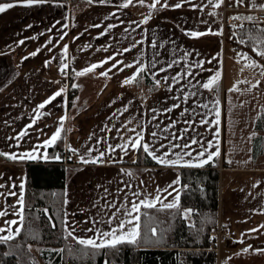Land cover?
Listing matches in <instances>:
<instances>
[{
	"label": "crops",
	"instance_id": "1",
	"mask_svg": "<svg viewBox=\"0 0 264 264\" xmlns=\"http://www.w3.org/2000/svg\"><path fill=\"white\" fill-rule=\"evenodd\" d=\"M137 1L132 0L123 8L120 5L128 0H107L106 3H99V0H14L0 3L13 5L0 12V76L3 75L4 80L11 78L0 89V152L32 151L62 124L64 148L74 154L73 163L65 165L63 225L68 236L74 229L70 237L77 241L74 237L95 238L100 231L115 227V219L109 222L115 207H120L123 212L125 206L130 209L132 203L152 200L156 195L163 203H169L180 194L179 169L186 168L183 161L176 166H166L147 154L152 163H126L136 158L138 148L131 147L132 141L142 137V143H148L150 150L158 156L167 152L168 159H175L174 153L186 152L195 157L207 149L206 158L208 152L218 149L217 220L227 230L228 247L238 248L236 253L239 255L234 253L229 257L228 264H237L235 260L241 253L254 254L256 250H264V138L263 129L257 128L264 112V96L255 98V120L249 125L251 127L245 128L242 118L246 108L242 104L249 102L248 83L243 86L240 81L235 83L236 87L231 83L227 86V73L231 76L232 69L242 64L253 76L251 92L259 89L258 79L264 78L259 65H264V57L257 55L251 47L261 50L257 41L264 40L261 31L264 29L260 30L261 37L245 49L246 30L252 34L256 30L245 24L224 26L223 16L229 13L223 12L225 0L222 3L212 0L211 4L209 0H159L158 3L149 0L145 5ZM229 2L240 10L239 17L244 15L245 8L264 5V0H245L241 4L236 0ZM153 3L154 9L150 7ZM177 3L181 7L176 8ZM227 27L230 36L225 35ZM188 32L209 34L192 37L187 35ZM241 40H245L244 43ZM227 43L231 44L229 50H226ZM125 48L131 51L123 52ZM33 52L37 54L31 55ZM109 56L114 59L93 70L100 75L112 69L107 77L100 78L105 82L94 99L84 108L69 113L66 87L61 78L66 74V68L61 71L63 65L71 67L77 74ZM227 58L230 59L229 66ZM253 60L256 67L249 66ZM116 61L133 67L120 71L123 64L112 68ZM137 61L144 66L149 80L143 83L138 79L134 86L131 83L122 86L125 78L136 71ZM169 64L172 66L168 67ZM161 68L165 71H160ZM213 77L215 84L204 88L202 85ZM157 80L159 84H156ZM61 89L60 96L44 108H38ZM233 94H240L242 109L239 111L232 110ZM169 108L172 110L167 111ZM232 116L239 117L234 124ZM61 117H64L62 122ZM201 120L207 123H201ZM21 132L27 134L20 137ZM192 140L199 144H192ZM184 143L189 147L169 148V144ZM117 145H123L124 150ZM47 148H37V158L31 160L14 161L0 156V210L8 212L0 217V228L5 229L0 236L8 235V229L15 232L20 228L23 203L18 201L21 198L23 201L24 165L28 161L47 160L43 158ZM242 151L243 163L235 164L233 157ZM101 152L104 153L101 161L81 162V156L92 160ZM188 159L187 155L183 156L184 161ZM176 180L179 183L173 184ZM157 189H160L159 193ZM156 207L161 204L157 203ZM186 209L189 208H184L182 215L190 225L193 218L189 213L191 221L186 219ZM135 215L137 213H133ZM9 220H16L17 224L8 225L6 221ZM254 220L256 231H250L252 229L246 228L247 223ZM92 228L97 231H88ZM260 253L263 256L259 260L264 262V251Z\"/></svg>",
	"mask_w": 264,
	"mask_h": 264
},
{
	"label": "trees",
	"instance_id": "2",
	"mask_svg": "<svg viewBox=\"0 0 264 264\" xmlns=\"http://www.w3.org/2000/svg\"><path fill=\"white\" fill-rule=\"evenodd\" d=\"M6 1L14 0L0 3ZM64 72L66 80L62 84L66 87L67 108L74 113L94 99L105 82L100 79L104 76L95 71L77 75L69 66ZM10 79L3 80L0 89ZM138 79L146 83L148 74L144 71ZM257 128L263 129L264 138V112ZM63 148L64 131L47 148V160L28 161L24 165L23 221L19 235L0 241V264H217L216 253L208 249L211 245L208 232L218 219V156L202 167L179 169L178 208L141 207V235L135 244L125 242L116 247L92 249L78 244L64 231L67 168L56 158ZM131 162L152 163L141 148L135 160L126 163ZM184 208L192 210L190 225L182 215ZM151 229L156 230L155 234ZM33 244L42 247L39 256L31 250Z\"/></svg>",
	"mask_w": 264,
	"mask_h": 264
},
{
	"label": "snow or ice",
	"instance_id": "3",
	"mask_svg": "<svg viewBox=\"0 0 264 264\" xmlns=\"http://www.w3.org/2000/svg\"><path fill=\"white\" fill-rule=\"evenodd\" d=\"M89 2H91V0H89ZM107 0H99V3H106ZM144 0H140V3L143 4ZM159 0H156V3H158ZM223 2V0H221V3ZM236 2L238 4L244 3L245 0H236ZM132 3V0H128V3L125 4H121L120 7H128L130 4ZM209 3H212V0H209ZM12 4H2L0 5V12H3L6 8L12 7ZM155 3H153L152 5H150L151 8H155ZM165 7L167 6L166 4L164 5ZM217 7H219V4L216 5ZM254 7L256 5H253ZM176 8L181 7V4L177 3L175 5ZM260 7H264V5H261ZM246 19L252 20L253 17H246ZM145 23L147 22V18L144 21ZM109 27H114V25H110ZM262 32H264V30H261ZM209 33H201V32H188L187 35L192 36V37H199V36H203ZM61 39H63V37H61ZM21 43H23V41H21ZM241 43H244L243 40H241ZM258 44H260L261 50H257L256 48H253V51L256 52L257 55L264 57V40H258L257 41ZM155 43L153 42V47H155ZM133 47H135V44L133 45ZM65 52L67 51V45L64 46ZM39 51V49H37V52ZM131 51L130 48H125L123 49V52H129ZM36 52L31 53V55H36ZM245 57L247 56V54H243ZM24 59H27V57H25ZM114 57L109 56L107 57L105 60L100 61L99 64H92L90 67H86L83 71L78 72L77 75H84L85 73L88 72H92L94 69L102 66L105 63H108V61L113 60ZM47 63V62H46ZM137 63V67H136V71L133 73V75L131 77H127L125 78V80L122 82V86L123 85H127L130 84L134 81H136L139 77V75L141 73H143L145 71V68L142 64H140L139 61L136 62ZM117 64H123V67L120 68V71H123L124 68H132L133 65L132 64H126L123 63L122 61H116V63H114L112 65V68H116ZM172 65L169 64L168 67H171ZM252 67H256L257 64L256 62L253 60L252 64L249 65ZM67 65L64 64L63 67L61 68V71H63V68H66ZM154 67V65H153ZM259 67H261V74L264 75V65H259ZM111 68L108 69L105 72H101L100 75L101 76H108V73L111 72ZM160 71H165L164 68H161ZM217 76H219V73H217ZM165 79L167 80L168 77H165ZM173 80H175V77L172 78ZM216 82V78L213 77L212 79H210L208 81V83L203 84L202 86L204 88H210L212 85H214ZM160 81L157 80L156 84H159ZM259 83V82H257ZM73 87H77V85H73ZM63 92V89L57 91L52 97H49L48 100H45L43 103H41L40 105H38V108H44L46 104L50 103L51 101L55 100V98L57 96H60L61 93ZM173 107H179V105H173ZM204 107H207V105H204ZM127 109H125L126 111ZM172 109L169 108L167 109V111H171ZM217 115H219V113H217ZM36 119H39V116L36 117ZM61 122L64 120V117H61ZM33 123H35V120H33ZM201 123H207L206 121L201 120ZM218 123V121H217ZM29 127H31V125H29ZM61 130H62V124L61 127H57L56 131L51 135L50 138L46 139L42 145L37 146V148L39 147H44L47 148V146L54 144L60 137H61ZM134 131V130H133ZM26 132H21L20 133V137H23L24 135H26ZM139 135V134H138ZM153 136H155V133H152ZM142 137H139V139L132 141L131 143V147L132 148H141L145 153H147L148 155H150L152 157V159L156 160L158 163L162 164V165H166V166H176L178 165L181 161H183V166L186 167H202L204 164L209 163L210 161L213 160V158L215 156L219 155V150L217 149L215 152H208L207 157L204 158L205 152L207 151V149H204L200 152H198L196 154L195 157L192 156L191 152H186V153H174L173 155H175V159H168V153L165 152L163 155H157L156 152L154 150H150V145L148 143H142ZM192 144H199V141L197 140H192L191 141ZM210 146V145H209ZM117 147H120L122 150H124V146L123 145H117ZM161 147H163V145H161ZM188 148L189 144L188 143H184L182 145H172L169 144V148ZM37 148H34L32 151L29 152H23V153H7V152H0V156H4L7 159H11V160H26V159H36L37 158ZM72 151H76L75 149H72ZM187 155L189 157L188 160L184 161L183 160V156ZM104 156V153L101 152L99 154L98 157H96L95 159L89 160V159H85L84 156H81V162L83 163H96L98 161H101V158ZM43 158H47L46 153L43 154ZM57 159L59 157H56ZM179 183V180H176L173 182V184ZM2 187V186H0ZM23 187V185H21V188ZM169 187H171V185H169ZM160 189H157V192L159 193ZM164 191H167V189H164ZM173 191H175V189H173ZM14 194V193H12ZM169 195H171V193H168ZM18 203L22 204V198L21 200L18 201ZM157 203L161 204V207L163 209H173V208H178L179 207V195L177 194L176 197L173 199L172 202L169 203H163L161 201V198L159 195H156L152 200H140L138 203H132L131 204V208H127L126 206L124 207L123 212H121V208L120 207H115L114 205H109L108 207H115V211L112 213V216L109 219V222H112V219H115L116 222V226L111 228L109 231H100L98 236L95 238L89 237V238H80V237H74L78 244L85 246L86 248H92V249H102V248H106V247H116L117 245L121 244V243H132L135 244L137 242V239L140 237L141 232H140V220H141V216L138 214L140 212L141 207H147V208H154L156 207ZM191 209H186L184 210L185 212V216H187L189 213H191ZM133 213H137V215L133 216ZM8 215V212L6 210H0V217L6 216ZM125 217V218H121V217ZM23 221V216L22 214L20 215V222L22 223ZM6 223L8 225H14L17 224L16 220H9L6 221ZM65 227H70L69 225H65ZM262 227H264V225H262ZM5 229L4 228H0V232H4ZM9 234L6 236H0V241H8L14 238L15 235H19L20 229L17 228L15 230V232H12L11 229H8ZM88 231H92V232H96L97 229L92 228V229H88ZM152 233L155 234V229H151ZM250 231H256V229H252ZM74 233V229L69 231V236H73ZM99 241V242H98ZM244 251H248V249H244ZM260 251H264V250H260ZM107 264V262H106Z\"/></svg>",
	"mask_w": 264,
	"mask_h": 264
},
{
	"label": "rangeland",
	"instance_id": "4",
	"mask_svg": "<svg viewBox=\"0 0 264 264\" xmlns=\"http://www.w3.org/2000/svg\"><path fill=\"white\" fill-rule=\"evenodd\" d=\"M147 1H149V0H144L143 5L147 4ZM137 3L141 4L140 0H138ZM223 4H224V6L230 7V11L228 13L229 17H237V18H242V19H245L246 17H251V15H247L245 13V11L244 12L241 11V12L244 13V15L242 17H239L238 12L240 10L238 8H236V6L234 4L229 2V0H225ZM230 13L232 15H234V16L229 15ZM247 20H249V19H247ZM241 24L248 25L249 28L251 27L252 29L256 30V32L253 33V34H252V32H248L246 30V34H245L246 37H244L246 42H245V45H243V47L245 49H248L249 46L251 47L253 45V43H255L257 37H258V39L261 37L260 36L261 35L260 30L264 29V24L261 23V22H258V21L249 20V21H238L236 24H234L232 26H237L238 27V26H241ZM226 31H227V33H226ZM228 31H229V27H227L225 29V35L230 36V33H228ZM230 46H231V44L227 43L226 50H229L228 48ZM253 48H255V47H251V49H253ZM226 53H228V51ZM229 60L230 59H228V58L226 59L227 66H229ZM232 64H233V66H235L233 62H232ZM228 71H230V69ZM229 73L230 72L227 73V86L229 85V83H231L232 87H236L237 84H235V83L236 82L238 83L240 81L243 82V86L245 85V83H248L247 85H248V88H249L248 92L250 91V93H249L250 97H249V102L245 101L242 104L244 109L246 108L245 109V117L242 118L243 119L242 123L244 125H246L245 128H247V127L249 128V127H251L249 125H251V123L255 120V116H256V111H255V109H256V106H255L256 105V101H255V98L260 96L261 94L264 96V91L261 90V89H258V90L255 89L254 93L251 92L252 90L250 88H252L251 80H252L253 76L249 73V71L242 64L241 65L238 64V65H236V67H234L232 69L231 76L229 75ZM61 78L63 80H66V75H65L64 78L63 77H61ZM3 80H4V77H3V75H1L0 76V83ZM134 82L131 83V84H133V86H134ZM243 86H241V87H243ZM87 87H89V85H87ZM136 87H138V86L136 85ZM239 99H241L240 98V94H233V101H232V105H233L232 110L233 111H235V110L239 111L240 109H242L241 102H240ZM228 116H227V120L229 122ZM235 119H239V117L234 118V116H232L233 124H234V120ZM233 133H235V132H233ZM243 160H244L243 151L242 152H237L235 157H233V159H232V161L235 164L243 163ZM186 217H187L186 218L187 220L191 221V218H190L189 215L186 216ZM246 228L247 229L256 228L255 220L248 222ZM226 242L227 241L222 242L221 245H220V251H219V253L217 255V261H218L219 264H228L229 257H231L234 253H235L236 256L239 255L238 253H236L238 248H229ZM251 245H252L251 248L252 247L254 248V246H253L254 244H251ZM30 248H31V250H34L38 255L40 253L39 250L42 249V247L37 245V244L36 245H34V244L31 245ZM44 248H46V247H44ZM260 250L261 249L256 250V252L254 254H251L250 252H248V253L247 252H243V253H241L242 255L239 256L241 258L238 257L235 261H236L237 264H261V263H264V262H261V260H259L260 257L263 256V255H261L260 252H262V251H260ZM239 260H241V261H239ZM43 264H45V263H43ZM46 264H48V263H46Z\"/></svg>",
	"mask_w": 264,
	"mask_h": 264
},
{
	"label": "built area",
	"instance_id": "5",
	"mask_svg": "<svg viewBox=\"0 0 264 264\" xmlns=\"http://www.w3.org/2000/svg\"><path fill=\"white\" fill-rule=\"evenodd\" d=\"M230 11V7L223 6V12ZM245 12L250 13L251 17H253L252 20L258 21L264 24V7L259 8H250L244 9ZM238 21H249L246 18H237V17H229L224 15L223 16V25L227 26L228 24H236ZM47 67H49V62H47ZM257 87L264 91V78L260 77L258 79ZM56 157H59L58 159L62 161L63 165L72 164L73 163V157L74 154L68 152L65 148H63L62 151H58L56 154ZM221 169V167H219ZM209 238L211 239V245L209 246V249L218 255L220 251V245L222 242L226 241L228 239V233L225 229L224 225L217 220L216 225L213 226L209 232H208Z\"/></svg>",
	"mask_w": 264,
	"mask_h": 264
}]
</instances>
